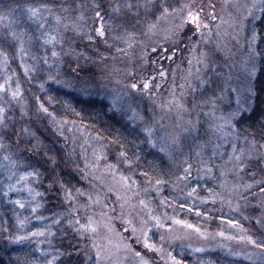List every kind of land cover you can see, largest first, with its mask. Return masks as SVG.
Returning a JSON list of instances; mask_svg holds the SVG:
<instances>
[{
	"label": "trees",
	"instance_id": "trees-1",
	"mask_svg": "<svg viewBox=\"0 0 264 264\" xmlns=\"http://www.w3.org/2000/svg\"><path fill=\"white\" fill-rule=\"evenodd\" d=\"M178 5L179 0H0V17L5 18L0 19V84L6 89L0 99L5 109L0 123V264H97L93 241L82 232L91 149L101 153L102 165L145 191L151 214L166 218L168 225L175 219L203 232L241 230L257 244L264 241V8L253 26V77L228 85L225 61L217 54L216 78L186 101L197 128L176 151H162L150 141V105L138 92L130 90L132 95L122 100L128 110L112 104L117 101L105 79L114 56L147 34L165 8ZM29 8H39V16L32 17ZM247 35L241 58L247 53ZM49 36L55 40L47 42ZM155 68L139 72L148 79ZM147 79L139 82L140 90H148L143 86ZM235 108L236 115L227 117L237 142L248 151L231 168L227 162L242 149L232 151L221 143L215 155L208 138L211 109L233 113ZM199 147L204 154L196 153ZM227 166L232 170L223 181ZM8 167L16 179L26 178L29 190L20 199L31 203L27 214L35 209L34 232L48 230L44 247L19 239L21 206L11 193ZM116 230L107 226L100 231L103 257L115 260L106 255V243L123 254L117 264L133 262L135 253L123 250L132 245ZM169 251L178 264H264L215 249L198 253L172 245Z\"/></svg>",
	"mask_w": 264,
	"mask_h": 264
},
{
	"label": "rangeland",
	"instance_id": "rangeland-1",
	"mask_svg": "<svg viewBox=\"0 0 264 264\" xmlns=\"http://www.w3.org/2000/svg\"><path fill=\"white\" fill-rule=\"evenodd\" d=\"M151 2L153 0H143V3ZM186 4L190 7L185 8ZM263 8L264 0H179L178 7H167V13H164V10L159 13L147 34L129 42L114 56L116 59L112 70L106 72L105 79L106 86H112L107 88L117 101L112 104L128 110V102L124 103L122 100L132 95L130 90L138 92L150 105L151 127L148 124L152 134L149 136L146 133L151 137L150 141L155 145L157 143V146L167 150L166 152L176 151L182 142L184 143L186 134L194 130L195 126L191 121L186 101L192 93L203 89L206 80L216 78L213 73L217 68V54L225 61L221 65L226 69L228 85L232 86L233 82L235 84L239 80L249 82L253 77L255 67L249 59L255 49L256 34L253 26L260 19ZM188 11L199 14V28L191 22H186ZM247 32V53L241 58L245 42L243 37L245 38ZM150 50L154 53L151 54L152 59L149 57ZM236 55L240 56L239 60ZM3 65L0 60V70ZM153 66L156 70L148 79L139 72L145 67H151L152 70ZM147 72L149 73L148 70ZM158 74L159 77L156 76ZM143 79H147L145 83L149 85L148 90L131 87L132 84L138 85ZM128 80H133L130 81L131 85ZM126 84L129 88H126ZM3 93L4 91L0 92V99ZM238 105L240 106V101ZM134 108L137 109L138 105ZM135 109L133 111H136ZM237 109L235 108L233 113L232 110L228 113H221L217 109L210 111L212 122L209 130L212 137L208 139L213 145L211 152L217 155V147L221 143L225 147L230 146L232 151L239 152L242 149L232 162H227L231 168L236 161L241 160L242 153L248 151L247 147H244V150L243 145H240L243 142H237L239 139L231 120L227 117L236 115ZM196 153L204 154L205 151L200 148ZM87 159L89 165H86L85 173L90 186L85 198L89 208L82 232L93 241L97 264H117L123 255L118 253L116 246L105 243L103 248L106 255L115 260L110 262L103 257L100 231L107 226H115V233L132 245L123 250L131 255L134 252V261L124 264H178L169 251L172 245L198 253L210 249L222 250L235 257L264 263L263 250L255 247L241 230L233 233L230 230L208 233L175 219H170L171 224L168 225L166 218L154 217L151 214L147 201L142 197L145 191L130 185L113 167L102 165L101 153L98 150L91 149ZM230 167L227 166L222 171L223 181L228 180L227 176L232 170ZM16 178L15 171L11 172L8 167L7 179L11 193L17 196L16 201H19V204L24 205L17 215L21 237L24 238L20 241L44 247L48 230L38 227L39 230L34 232L35 227L32 224L35 220L31 218L35 215V209H32L31 214H27L31 203L20 199L21 194L27 193L29 186L25 176ZM39 222L44 224L43 219ZM97 234L99 236H95ZM152 235L155 236V242H151ZM107 251L112 253L107 254ZM49 264H52V260Z\"/></svg>",
	"mask_w": 264,
	"mask_h": 264
},
{
	"label": "snow or ice",
	"instance_id": "snow-or-ice-1",
	"mask_svg": "<svg viewBox=\"0 0 264 264\" xmlns=\"http://www.w3.org/2000/svg\"><path fill=\"white\" fill-rule=\"evenodd\" d=\"M45 7H46V6H45ZM184 7H185V8H189L190 6L186 4V5H184ZM29 12H30V14H31L32 17H38V16H39V13H40V9H39V8H29ZM164 13H167V8L164 9ZM97 15H99V13H97ZM0 19H5V18L0 17ZM198 21H199V14H198V13H193L192 11H188L186 22H191V24H193V25H195L197 28H199V23H198ZM98 31H99V34H100L101 36L104 35V32H103L102 27H101V29H99ZM54 40H55V37L49 36L47 42H53ZM52 55H53V56H56V55H58V54L54 51V52L52 53ZM26 71H27V69H26ZM143 86H144V88H148V87H149V85H148L147 83H144ZM131 87H132V88H137L138 85H137V84H132ZM5 90H6V89H5V85H4V84H0V92H3V91H5ZM18 94H19L18 91H17V92H12V96H13V97L17 96ZM41 107H43V106H41ZM44 111H47V109H44ZM4 112H5L4 107L0 106V123L3 122V114H4ZM146 132L148 133L149 136H151V134H152V130H151V129H146ZM161 150L163 151V149H161ZM5 159H8V158L5 157ZM35 174H36L35 172L31 173V175H35ZM157 183H159V181H157ZM37 194H38V193H37ZM16 203L19 204L20 202H19V201H16ZM20 206L23 207L24 205H23V204H20ZM40 234H42V233H40ZM221 235H222V233H221ZM19 239H24V238L21 237V238H19ZM249 240H250V242H251L252 244L256 245L257 247H262V248H264V241H262L261 243L257 244V242H256L255 240H251V238H249ZM146 246H149V247H150V245H146Z\"/></svg>",
	"mask_w": 264,
	"mask_h": 264
}]
</instances>
